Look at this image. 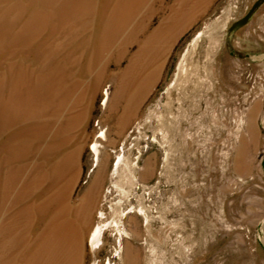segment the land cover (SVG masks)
<instances>
[{
  "label": "rangeland",
  "instance_id": "rangeland-1",
  "mask_svg": "<svg viewBox=\"0 0 264 264\" xmlns=\"http://www.w3.org/2000/svg\"><path fill=\"white\" fill-rule=\"evenodd\" d=\"M111 2L0 0V264L70 224L79 264H264V0H142L127 22ZM119 198L149 215L124 216L121 257L110 230L89 243ZM52 236L46 264L70 263Z\"/></svg>",
  "mask_w": 264,
  "mask_h": 264
},
{
  "label": "bare ground",
  "instance_id": "bare-ground-1",
  "mask_svg": "<svg viewBox=\"0 0 264 264\" xmlns=\"http://www.w3.org/2000/svg\"><path fill=\"white\" fill-rule=\"evenodd\" d=\"M141 1L142 0H112V2L110 4L112 5V8L115 10L119 9L120 7L123 8V10L125 12V21L127 22V20L131 16L130 12L135 9V7L137 6L138 3L139 4L142 3ZM122 23H123V19H122V22L119 26L120 28H118V30H116L117 35L121 33V28H126V26L123 25ZM201 33H202V31H199L198 36L201 35ZM116 38H117V36H116ZM183 73H186L187 76H188V74L193 75V78L191 77L190 79H185L186 82L188 80H191V81L197 83V81H196L197 76H199V74H197L198 72L192 73V71H191L189 73V69L184 67ZM194 75L196 78H194ZM181 76L182 75H180V77ZM180 79L181 78H179V80ZM180 83H181V81H180ZM105 92L107 93L108 89H106ZM97 137H98V139H96L91 145V148L95 154L94 164H96V165L99 163L100 152H101V149L104 147V143L102 141V139H105L104 130L100 131V133L97 135ZM127 163H128L127 156L125 155L124 151L119 152L116 155V159H115L114 164H113V170H114L113 172L118 173L119 169L122 168L124 165H127ZM133 163L135 164L136 162H133ZM115 186L119 188L120 193L122 195L128 196V189L123 184H121L119 180H117L115 182ZM121 203H122V199L119 198L115 204H111L110 207H111L112 211L109 213V216H107V213L104 212L103 210H99V215H100L101 219L95 223V225L93 226V228L90 232V235H89V243H90L91 247L97 248L103 244L104 235L107 233V230H110L112 232V234L115 236L117 246H118L115 249L114 255L120 256V257H121V254L123 252L122 239L124 236L129 237L131 235V233L129 232V230L125 226V221L123 220L124 216H126L129 212L137 210L138 212L143 214L146 222H148V219H149L148 212L143 205H141V204L135 205L133 203H129L128 206L121 207V208L117 209V205H120ZM68 231L70 234L69 235L67 234V236L63 235L62 238L58 242H57V240H56L57 238L55 236H52V235L51 236L56 240L55 244H57L63 251H65L64 253H66L67 255L70 253H73L74 256L71 258V262L68 264H79L78 258L81 256L82 246H83V243H82V238L84 236L83 228H82V226L76 227V226L70 224ZM56 234H59V233H56ZM51 236L50 235L39 236V238L42 241L38 242V244L35 248V251H36L35 252V258H36V262L38 264H46L47 257H49V256L53 257V255L55 254V251H54L55 248H53V246H51V245L45 244V241ZM67 241H68V243H67ZM65 264H67V263L65 262ZM108 264H115V263H111V261L108 260Z\"/></svg>",
  "mask_w": 264,
  "mask_h": 264
},
{
  "label": "crops",
  "instance_id": "crops-1",
  "mask_svg": "<svg viewBox=\"0 0 264 264\" xmlns=\"http://www.w3.org/2000/svg\"><path fill=\"white\" fill-rule=\"evenodd\" d=\"M211 1L213 2V1H216V0H211ZM251 28H252L251 26H247V27L244 29V32H245L246 35H247V33L250 32ZM258 105L261 106V109H262V110H264V93H263V96H262V102H261V103L259 102Z\"/></svg>",
  "mask_w": 264,
  "mask_h": 264
}]
</instances>
